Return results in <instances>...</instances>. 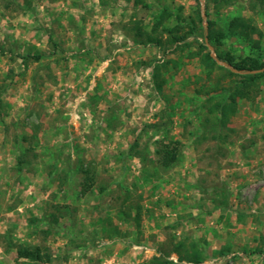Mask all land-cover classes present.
I'll return each mask as SVG.
<instances>
[{"label":"rangeland","instance_id":"1","mask_svg":"<svg viewBox=\"0 0 264 264\" xmlns=\"http://www.w3.org/2000/svg\"><path fill=\"white\" fill-rule=\"evenodd\" d=\"M235 16L264 54L259 0H0V264H150L183 238L204 264H264V77L213 129L206 97L239 75L194 55L209 20ZM218 48L250 53L236 34ZM170 139L182 154L164 168Z\"/></svg>","mask_w":264,"mask_h":264},{"label":"trees","instance_id":"2","mask_svg":"<svg viewBox=\"0 0 264 264\" xmlns=\"http://www.w3.org/2000/svg\"><path fill=\"white\" fill-rule=\"evenodd\" d=\"M138 4L139 0H135ZM261 5H264V0H259ZM163 16L168 17L169 12L167 9L162 8ZM200 13V11H199ZM200 21L201 15H198ZM162 22L159 21L155 24V28L159 29ZM163 26V25H162ZM193 27V26H192ZM191 27V28H192ZM180 24L177 22L174 27L163 26L161 33H167L169 35V41L171 43H177V45L185 40L184 34L180 33ZM146 35L148 42L162 45L164 41L154 36L151 33L145 32L140 35ZM236 34L240 36L249 46L250 53L243 57H237L231 52H222L218 46L221 44L222 39ZM256 37H255V36ZM263 33L252 24V22L244 16L233 17L227 25L225 30L214 28V22L208 21V33L207 38L209 43L214 46V56L209 47L202 43L198 51L194 54L200 58V61L208 75L212 74L216 69L226 70L225 75H239V78H233L231 85L227 87L222 94L214 96L209 94L206 97L208 110L214 114L213 129L226 127L231 116L235 114L238 106V101L245 98L250 93H253L259 86V81L264 77V54L261 48V37ZM41 54L35 56L38 60ZM225 62L228 67H224L217 63V59ZM233 69L238 70L242 74L235 73ZM206 103V104H207ZM157 127V124H153ZM182 142L178 139L175 140H161L157 142L156 153L158 155V163L164 168H171L178 164L181 157ZM90 176L87 174L86 178ZM228 195H224V200L221 203V208L226 206ZM130 216V214H127ZM57 220V218H55ZM135 223L139 226V215L134 218ZM112 230L118 232V228L114 227ZM97 233V231H96ZM159 254L153 256L150 264H204L206 260L205 250L199 245L195 239L183 238L175 242L170 250H158ZM172 253L177 255V259H171ZM34 260L40 262H50L51 256L49 254H41V249L37 248L33 257Z\"/></svg>","mask_w":264,"mask_h":264},{"label":"water","instance_id":"3","mask_svg":"<svg viewBox=\"0 0 264 264\" xmlns=\"http://www.w3.org/2000/svg\"><path fill=\"white\" fill-rule=\"evenodd\" d=\"M208 46H209V48H210L211 53L214 55V48H213V46L210 45L209 43H208ZM214 56H215V55H214Z\"/></svg>","mask_w":264,"mask_h":264}]
</instances>
